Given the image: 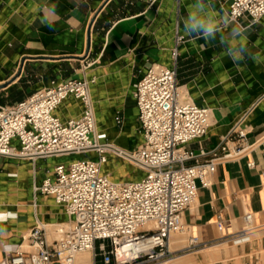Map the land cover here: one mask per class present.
<instances>
[{
    "label": "crops",
    "instance_id": "0c3cea01",
    "mask_svg": "<svg viewBox=\"0 0 264 264\" xmlns=\"http://www.w3.org/2000/svg\"><path fill=\"white\" fill-rule=\"evenodd\" d=\"M229 2L213 0L218 16L227 13ZM192 3L79 0L77 7V0H0V102L20 101L53 79L81 76L83 58L89 53L96 58L88 75L96 77L91 93L97 126L110 141L133 149L143 140L134 85L154 62L174 64L172 48L179 28L186 35L176 61L179 85L196 103L212 108L208 134L189 146L195 152L215 148L245 114L248 140L255 142L264 132V16L244 28L248 52L234 64L219 38L209 42L185 33L183 19ZM52 4L56 5L55 26L49 29L41 18L46 14L44 6ZM243 20L247 22L246 17ZM230 30L231 25L222 28L224 33ZM82 108L79 99L69 96L55 112L67 120L78 116ZM63 159L33 161L0 155V213L15 214V219L0 222V259L6 256L5 244L23 243L35 225L44 224L53 239L55 229L69 221L54 195L35 190V184L54 176V165ZM250 160H255V167L249 166ZM103 169L116 180L144 175L125 177L126 172H135L134 166L113 154ZM263 172L264 140L248 154L219 163L212 185L199 187L197 202L185 211L184 219L190 226L187 234L206 243L192 250L201 261L264 264ZM247 211L254 213L256 223L249 239L236 242L224 237L242 228ZM219 218L224 220L223 229L217 226ZM92 264L102 262L92 258Z\"/></svg>",
    "mask_w": 264,
    "mask_h": 264
},
{
    "label": "built area",
    "instance_id": "2783aa9c",
    "mask_svg": "<svg viewBox=\"0 0 264 264\" xmlns=\"http://www.w3.org/2000/svg\"><path fill=\"white\" fill-rule=\"evenodd\" d=\"M227 13L242 28L255 25L264 16V0H230ZM185 40L177 28L174 64L154 62L134 85L143 140L133 149L110 141L97 126L91 93L96 77L88 75L96 58L89 53L83 58L81 76L53 79L20 101L0 102L1 156L33 161L79 156L56 163L54 176L35 184L36 191L54 195L65 207L69 225L53 239L44 224L35 225L23 243L4 245L6 256L0 264H75L77 255L87 250L95 260L101 256L102 264L170 258L172 233L190 232L184 214L197 202L199 187L212 185L219 163L248 154L264 140V132L255 142L248 140L245 114L215 148L195 152L189 146L208 134L212 108L196 103L179 85L176 61ZM69 96L79 99L83 108L78 116L64 120L55 110ZM117 120L121 122L122 116ZM112 154L140 167L144 175L115 180L103 169ZM248 164L256 166L255 160ZM217 226L223 229L222 218ZM255 228L254 213L247 211L242 228L224 237L247 241ZM188 237L186 250L206 245L192 234Z\"/></svg>",
    "mask_w": 264,
    "mask_h": 264
},
{
    "label": "clouds",
    "instance_id": "9594fccd",
    "mask_svg": "<svg viewBox=\"0 0 264 264\" xmlns=\"http://www.w3.org/2000/svg\"><path fill=\"white\" fill-rule=\"evenodd\" d=\"M46 14L41 18V23L49 29L55 26L56 5H45ZM79 7V0H77ZM231 25L227 33L222 28ZM183 28L187 35L205 41H215L219 38L220 43L225 47L226 55L238 64L247 55L248 49L245 43L244 32L246 29L235 24L233 17L228 13L221 16L214 10L213 0H194L187 16L183 19ZM9 218L15 219L14 213H0V222Z\"/></svg>",
    "mask_w": 264,
    "mask_h": 264
},
{
    "label": "rangeland",
    "instance_id": "374dc122",
    "mask_svg": "<svg viewBox=\"0 0 264 264\" xmlns=\"http://www.w3.org/2000/svg\"><path fill=\"white\" fill-rule=\"evenodd\" d=\"M77 157H79V156L76 155V154H71V155L65 156L63 160L64 161H66V160L69 161V160L75 159ZM132 165L134 166V171L135 172H133V171L126 172L125 173V177L133 178V177H138V176H141V175L144 174V170L143 169H141L140 167H138V166H136L134 164H132ZM136 171H139V172H136ZM59 230H61V226H58L55 229V231H56L55 235L56 236H58L57 233H59ZM178 233L183 235L181 237H183L184 240L182 239L180 241V245L177 247V249L174 250V253L170 256V258H168L166 260H161V261H158V262H145V263H141V264H206L205 261H201L199 259L197 251L195 252V251H192V250H186L185 249V246L189 244V239H188L187 232L177 231V232H173L172 235L174 236L175 234H178ZM206 250H208V247H206L203 250V252H205ZM100 258H101V256H99V259Z\"/></svg>",
    "mask_w": 264,
    "mask_h": 264
},
{
    "label": "bare ground",
    "instance_id": "6f19581e",
    "mask_svg": "<svg viewBox=\"0 0 264 264\" xmlns=\"http://www.w3.org/2000/svg\"><path fill=\"white\" fill-rule=\"evenodd\" d=\"M69 223L66 222L65 225L61 224V230L59 231H62L63 230V227L64 226H68ZM53 230V229H52ZM57 231V230H56ZM59 234V233H57ZM179 234V233H178ZM175 234L174 236L171 235V239H170V247L171 249L175 250L177 249V247L180 245V241L184 238L181 237L183 235L181 234ZM56 236V235H55ZM210 249V248H209ZM214 250V249H213ZM215 250L217 251V247L215 248ZM216 253V252H215ZM222 254V253H221ZM125 255V251L124 250H120V256H124ZM183 256V255H182ZM75 264H92V252L87 250V251H82L80 252L78 255H77V258H76V262Z\"/></svg>",
    "mask_w": 264,
    "mask_h": 264
}]
</instances>
